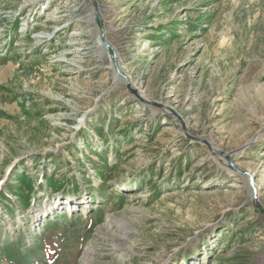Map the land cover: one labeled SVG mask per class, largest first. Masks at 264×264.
I'll return each mask as SVG.
<instances>
[{"label": "rangeland", "instance_id": "1", "mask_svg": "<svg viewBox=\"0 0 264 264\" xmlns=\"http://www.w3.org/2000/svg\"><path fill=\"white\" fill-rule=\"evenodd\" d=\"M95 1L0 0V264H264V0Z\"/></svg>", "mask_w": 264, "mask_h": 264}, {"label": "water", "instance_id": "2", "mask_svg": "<svg viewBox=\"0 0 264 264\" xmlns=\"http://www.w3.org/2000/svg\"><path fill=\"white\" fill-rule=\"evenodd\" d=\"M93 3H94V7L95 9L97 10V13H98V9H97V5H96V1L95 0H92ZM101 20V19H100ZM101 40L102 42L104 43L108 53L110 54V56L112 57L113 59V63H114V67H115V70L116 72L118 73V75H120L121 77L125 78L127 80V83H128V87L131 91H133L140 99H142L143 101H146L147 103H150V104H153V105H160L158 102H155V101H152V100H149V99H146L144 96H142L138 90H136L134 87H132L129 83V80H128V76L121 70L120 66H119V63H118V59H117V55L115 52H111V50L113 49V47L110 45V43L107 41L106 37H105V31L103 30L101 32ZM183 123V129H184V132L185 134L194 139L195 137H193L187 130L186 128V125L184 122ZM210 145V143H209ZM212 148V147H211ZM230 167L232 169H234L235 171H237L238 173H240L241 175H245L248 177V183L250 184V186L253 188V195L254 197L256 196L257 194V187H256V184L254 182V176L253 174L250 172V171H247V170H243L241 168H239L238 166H236L233 162H230ZM257 206L258 208L264 213V207L261 205V203L257 202Z\"/></svg>", "mask_w": 264, "mask_h": 264}, {"label": "bare ground", "instance_id": "3", "mask_svg": "<svg viewBox=\"0 0 264 264\" xmlns=\"http://www.w3.org/2000/svg\"><path fill=\"white\" fill-rule=\"evenodd\" d=\"M49 15H52V14L49 13ZM92 16L94 17V14L93 13H92ZM210 146L212 147L213 150H218V148H219L218 145L216 143H214L213 141L210 142ZM242 178L245 179V180H248V177L245 176V175H242ZM252 196H254L253 193H252ZM59 202L60 203H65V202H62V201H59ZM119 234H121V233H119ZM127 237H128V233L127 234L120 235L119 236L120 243H116L114 246L115 247H118V250L123 251V249H125L126 247H128V238ZM94 252H95V249L93 248L92 245H90L88 248H86V250L84 252L83 259H82L83 264H91V261L93 260V255L92 254Z\"/></svg>", "mask_w": 264, "mask_h": 264}, {"label": "crops", "instance_id": "4", "mask_svg": "<svg viewBox=\"0 0 264 264\" xmlns=\"http://www.w3.org/2000/svg\"><path fill=\"white\" fill-rule=\"evenodd\" d=\"M66 256H67V255H66ZM66 256H64V258H65V259H68V258H69V256H67V257H66Z\"/></svg>", "mask_w": 264, "mask_h": 264}]
</instances>
